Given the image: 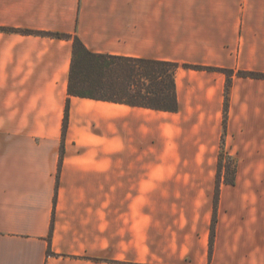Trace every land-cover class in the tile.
<instances>
[{
    "label": "crops",
    "instance_id": "crops-1",
    "mask_svg": "<svg viewBox=\"0 0 264 264\" xmlns=\"http://www.w3.org/2000/svg\"><path fill=\"white\" fill-rule=\"evenodd\" d=\"M75 38L179 64L178 111L70 97ZM240 72L264 75V0H0V264H264V79Z\"/></svg>",
    "mask_w": 264,
    "mask_h": 264
},
{
    "label": "trees",
    "instance_id": "trees-1",
    "mask_svg": "<svg viewBox=\"0 0 264 264\" xmlns=\"http://www.w3.org/2000/svg\"><path fill=\"white\" fill-rule=\"evenodd\" d=\"M56 36L68 37L59 34ZM179 67V64L173 62L95 54L90 52L78 38H75L68 94L70 97L88 98L173 113L178 111L176 72ZM225 73L228 77L227 107L232 85V72L225 71ZM238 75L264 79L263 74L240 72ZM68 118L69 102L66 109L64 137ZM225 125L226 118L224 119ZM224 159L225 154L222 151L218 168L216 207L223 169L226 168L227 175H233L231 166L223 164ZM225 181L232 183L233 179L226 177ZM215 223L216 216L212 225L211 243H213ZM52 229L53 226L51 234Z\"/></svg>",
    "mask_w": 264,
    "mask_h": 264
},
{
    "label": "rangeland",
    "instance_id": "rangeland-1",
    "mask_svg": "<svg viewBox=\"0 0 264 264\" xmlns=\"http://www.w3.org/2000/svg\"><path fill=\"white\" fill-rule=\"evenodd\" d=\"M230 168H231V172H233L234 168H233V166H232V165H231V167H230ZM223 171H224V173H226V168H224V169H223Z\"/></svg>",
    "mask_w": 264,
    "mask_h": 264
}]
</instances>
